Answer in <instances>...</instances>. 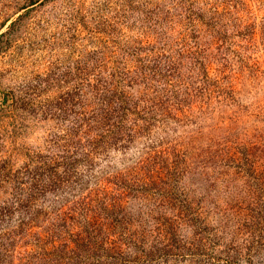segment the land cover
Here are the masks:
<instances>
[{"label":"rangeland","instance_id":"obj_1","mask_svg":"<svg viewBox=\"0 0 264 264\" xmlns=\"http://www.w3.org/2000/svg\"><path fill=\"white\" fill-rule=\"evenodd\" d=\"M191 1L192 22L185 0H0V244L14 260L90 223L106 262L264 264V0ZM113 86L141 107L155 89L185 103L137 126L90 123L86 165L76 120ZM52 160L74 175L54 186L39 171L25 207L14 175ZM21 222L35 235L4 236Z\"/></svg>","mask_w":264,"mask_h":264},{"label":"trees","instance_id":"obj_2","mask_svg":"<svg viewBox=\"0 0 264 264\" xmlns=\"http://www.w3.org/2000/svg\"><path fill=\"white\" fill-rule=\"evenodd\" d=\"M187 3L186 11H188V15L186 19L192 22L194 21L190 14L191 9L196 2L193 3L191 0H185ZM212 4L210 8L211 15L207 18L206 25H210L211 27L217 22L218 8L219 6ZM195 14V13H194ZM198 16V15H197ZM196 16V17H197ZM112 89L109 90H100V94L102 95L101 100L103 101L102 104L104 105L103 109L101 110L100 115H95L94 112H90L91 114L87 118H82L76 120L77 124H83L86 128L83 131L85 136L91 138L89 141L90 148H88L85 152V157L88 158L86 165H92V159L89 157L91 153V149H96L98 146L97 140H94L92 133L95 129L90 125H95L94 123H98L102 129L110 130V128H116L119 125H126L129 120L128 116H134L135 118L131 120L132 124L136 125V122L141 120L142 122H150L151 119H156L155 115L163 116V117H170L172 115V110L181 111L183 109V105L185 101L181 97H176L174 94H169L170 91L164 90L159 92L158 90H153L154 97L146 98L145 107H141L133 98L132 96L128 95L124 90L120 91L117 86L111 87ZM99 91V90H98ZM99 95V92H97ZM110 95L109 98L106 96ZM7 98L4 97L2 102H6ZM101 104V105H102ZM143 113V116H142ZM102 119L103 122L99 123V119ZM80 121V122H79ZM143 122V124H144ZM139 127V126H138ZM76 130H79V125L76 127ZM98 129V127H96ZM75 131V130H73ZM111 132V131H110ZM73 136V132L70 134ZM76 165V164H75ZM74 164L68 165V170L64 172V163H57L56 160L50 161L44 165V167L37 168L35 170L36 176L33 175L32 170L26 168L23 172H17L14 175L16 180V185L19 188H22L25 191V197L18 198V200L25 202V207H31L35 204L37 200V192H39L38 188L41 186L39 180L36 178H40L43 174L39 171H47L49 173L47 179H49V183L54 186L60 185L64 183V180L68 181L67 173L70 172L71 175H74ZM62 171H58V168H62ZM72 172V173H71ZM65 173V174H64ZM138 175V174H137ZM25 177V179H23ZM114 185L120 187L117 183L113 182ZM125 185V184H124ZM123 187V186H122ZM124 187H128L125 185ZM131 187V186H130ZM17 194L22 197V194L17 190ZM99 189L90 192L92 197L96 196V191ZM93 193V194H91ZM85 204L87 207L85 208V212H87L89 208L90 199L86 197ZM5 214L4 212L0 211V217ZM68 217V216H67ZM64 217V213L62 214L61 221L64 224L68 219ZM1 221V220H0ZM87 224V225H86ZM84 226L80 228L79 232L76 233V237L71 241L64 242V238L61 239V242H57L58 240L50 241L48 244L43 241L41 238H36L35 243L32 244L33 247H36L33 252H26V254L20 253L19 256L14 260L13 258V249L10 247L13 245L9 242V244L5 245V243L0 244V264H115L111 262H106L102 257H105L103 253L98 254L100 247L102 246V242H98L97 238L94 236H90L88 232V228L91 227L93 224L86 223ZM25 229V230H24ZM95 228H93L94 230ZM13 230L7 231L4 236L12 235L17 236L22 232L25 233L26 236H34V232L32 231L31 224L28 222H21L20 224V232L13 234ZM9 239V238H6ZM14 240V237H13ZM102 250L104 248L102 247ZM103 259V260H101ZM118 264V262H117ZM128 264V263H125Z\"/></svg>","mask_w":264,"mask_h":264}]
</instances>
